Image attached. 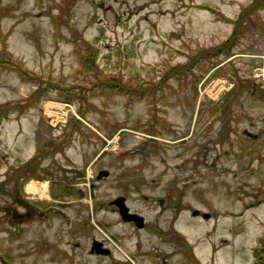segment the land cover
<instances>
[{"label":"rangeland","instance_id":"rangeland-1","mask_svg":"<svg viewBox=\"0 0 264 264\" xmlns=\"http://www.w3.org/2000/svg\"><path fill=\"white\" fill-rule=\"evenodd\" d=\"M1 112L0 264H254L264 0H0Z\"/></svg>","mask_w":264,"mask_h":264},{"label":"trees","instance_id":"trees-1","mask_svg":"<svg viewBox=\"0 0 264 264\" xmlns=\"http://www.w3.org/2000/svg\"><path fill=\"white\" fill-rule=\"evenodd\" d=\"M255 3H256V1H252L250 7L256 6ZM241 16H242V14H241ZM238 25L235 26L234 30H237L238 29ZM234 35H235V32L232 33V36L231 37H233ZM203 53L205 54V51L202 52L201 56L204 55ZM83 58H84V60H82V62H81L82 65H83V68L89 70L90 67L92 66L91 65L92 63L90 62V58H88V57H83ZM195 58L196 59H200L201 57L200 56H196ZM193 60H194V58H193ZM190 67L191 66H185L183 64L182 65L175 66L174 68L171 69V72H169L168 74H166L163 77V80L162 81L165 82L166 79H167V77H170V76L174 75L175 73H181V72H184L186 70H189ZM114 86H112L114 88H111V89L114 90V91H117V92L120 91L122 93L127 94L128 95V100H134V98H136V99L142 98V97H144L146 95L145 92H147L146 91L147 89L146 90H138L139 88H136V87H126L125 85H114ZM0 116H4V112L3 113L1 112ZM36 159L37 158H33V160H31L28 164H26V166L24 165V167H26V169H29L30 167L33 168L32 164H34V167H35L37 165V162L35 161ZM254 257H255L254 264H264V237L261 238V242L259 244V247L254 251Z\"/></svg>","mask_w":264,"mask_h":264},{"label":"water","instance_id":"water-1","mask_svg":"<svg viewBox=\"0 0 264 264\" xmlns=\"http://www.w3.org/2000/svg\"><path fill=\"white\" fill-rule=\"evenodd\" d=\"M107 175H108V171L101 170L97 175V178L99 179L102 176H107ZM109 204L114 205L117 208L118 213L123 221L133 222L137 228H141L144 226V217L139 213L130 211L129 207L126 205L124 196L116 197L114 200L110 201ZM192 215L194 216L199 215V211L194 210L192 212ZM201 216L205 219L209 217L208 213H202ZM101 245H102L101 242L94 241L92 243L91 251L96 254H103V255L109 254L110 253L109 249L102 248Z\"/></svg>","mask_w":264,"mask_h":264},{"label":"bare ground","instance_id":"bare-ground-1","mask_svg":"<svg viewBox=\"0 0 264 264\" xmlns=\"http://www.w3.org/2000/svg\"><path fill=\"white\" fill-rule=\"evenodd\" d=\"M35 183H33L32 181L31 182H29L28 184H27V189L26 190H28V192H30V193H36L37 191H38V189H40L39 187H35ZM42 187V186H41Z\"/></svg>","mask_w":264,"mask_h":264},{"label":"flooded vegetation","instance_id":"flooded-vegetation-1","mask_svg":"<svg viewBox=\"0 0 264 264\" xmlns=\"http://www.w3.org/2000/svg\"><path fill=\"white\" fill-rule=\"evenodd\" d=\"M102 245H104L102 242H101ZM92 254V253H91Z\"/></svg>","mask_w":264,"mask_h":264}]
</instances>
